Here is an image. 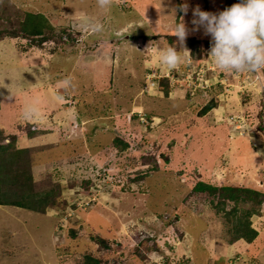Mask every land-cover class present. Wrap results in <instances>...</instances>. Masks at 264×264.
Wrapping results in <instances>:
<instances>
[{"label": "rangeland", "instance_id": "374dc122", "mask_svg": "<svg viewBox=\"0 0 264 264\" xmlns=\"http://www.w3.org/2000/svg\"><path fill=\"white\" fill-rule=\"evenodd\" d=\"M224 1L113 0L101 8L97 0H0V31L16 29L25 11L43 13L57 30L41 46L0 33V129L27 150L34 189L54 187L60 201L45 213L2 205L0 264H81L84 253L100 264H264V203L250 218L254 241L230 243L225 211L192 190L201 179L264 190V68L221 70L208 58L210 44L189 70L202 65L212 85L192 90L183 66L197 59L169 71L154 55L181 17L191 30L192 9L218 13ZM184 3L187 14L178 10ZM81 13L103 31L84 27ZM189 36L211 40L202 29ZM167 72L176 74L169 96L160 77L150 84ZM213 96L217 105L199 115ZM28 104L38 121L23 118ZM116 137L130 148L120 150Z\"/></svg>", "mask_w": 264, "mask_h": 264}, {"label": "trees", "instance_id": "16d2710c", "mask_svg": "<svg viewBox=\"0 0 264 264\" xmlns=\"http://www.w3.org/2000/svg\"><path fill=\"white\" fill-rule=\"evenodd\" d=\"M236 2L238 0H225L223 9ZM178 10L180 12L179 6ZM62 30L67 36V39H64L72 43L75 39L73 34L71 32H65L63 28ZM56 31L55 26L50 23L49 19L43 13L25 11L23 19L19 21L16 29L13 31L3 30L0 33L10 37L21 36L28 39L30 45L41 46L44 42L53 39ZM143 38L149 39L150 36L145 35ZM165 39L168 46H175L178 43L173 33H166ZM202 43L204 44L203 46H201ZM210 44L211 40L204 41L201 38L198 39L193 36H188L185 45L190 50L191 57L197 59V64L189 63L183 67L187 70L194 65L196 66V70L199 66L198 61L204 57L206 58V51ZM195 76L196 72H194L192 77L195 78ZM169 80L168 77H160L156 80L163 87V92L167 96L170 95ZM216 86L220 89L223 88L220 82H217ZM186 95L188 97L190 96V90H188ZM217 101L218 99H215L213 96L201 108L199 115H204L214 108L217 105ZM148 118H151L149 114ZM19 127L21 128V126ZM37 132L30 127L27 128L28 137L36 136ZM114 143L120 146V150L130 148L129 142L120 137L114 138ZM26 152V149L16 144L15 133H5L3 129H0V205L18 206L40 213L47 212L48 207L57 208L60 201L57 198L58 192L56 188H44L37 191L34 189L33 176L29 166L31 161L25 157ZM134 163L132 161V165ZM57 185L59 184L57 183ZM192 190L197 193L208 194L212 198V203H215V207L219 211H225L224 213L229 217V224L232 225L230 227L231 229L228 230L230 243L237 240H244L247 243H251L258 236L259 232L252 226L250 218L252 215H256L261 211V205L264 203V190L237 184L216 185L202 179L194 184ZM246 204L249 207L243 208ZM226 206H229L228 210H226ZM58 215L60 214L56 213L55 216ZM94 238L97 239L100 246L108 247V241L104 237L97 235ZM100 263V257L90 253H84L81 259V264Z\"/></svg>", "mask_w": 264, "mask_h": 264}, {"label": "clouds", "instance_id": "9594fccd", "mask_svg": "<svg viewBox=\"0 0 264 264\" xmlns=\"http://www.w3.org/2000/svg\"><path fill=\"white\" fill-rule=\"evenodd\" d=\"M97 3L101 8H110L113 0H97ZM179 8L187 14L189 5L184 3ZM192 15V29L181 17L173 33L178 43L160 48L154 54L158 67L176 70L191 56L185 45L190 32L202 29L204 35L211 38L208 58L217 68L233 72H255L264 68V0H238L218 13L204 11L197 5L192 9ZM78 20L94 33L103 31L102 24L90 21L83 13ZM69 84L70 81L64 82L65 87ZM22 116L32 122L38 121L41 113L35 105L28 104Z\"/></svg>", "mask_w": 264, "mask_h": 264}, {"label": "built area", "instance_id": "2783aa9c", "mask_svg": "<svg viewBox=\"0 0 264 264\" xmlns=\"http://www.w3.org/2000/svg\"><path fill=\"white\" fill-rule=\"evenodd\" d=\"M191 64V62H188L187 64ZM203 64V63H202ZM188 74L190 73V70L188 69ZM196 72V76H195V78H193L192 77V75L194 74V72L193 73H190V75H191V77H188L189 79H186V80H188V86H190V88L193 90L194 88H199V87H202V89H204V87L206 88V87H209V86H211L212 84H208V82H207V79L208 78H206L205 76H204V78H202L203 76L200 74V73H202L203 72V70H202V65L200 66V68L199 69H197V71H195ZM187 75V73H186V71L185 72H183L182 73V75ZM155 78V77H168L170 80H174V78L176 77V74H174V73H169V72H167L166 74H163V75H158L157 76V74L156 73H154V76H152V78ZM154 78H153V81L150 83V84H154ZM219 81H221V80H219ZM204 83V84H203ZM221 83V82H220ZM142 120H143V117L141 116L140 117ZM93 199V201H94V198H92ZM63 227H64V224H63V222L61 221L60 222V224L56 227V230H55V233L56 234H58V235H60L59 234V232H61V230L63 229Z\"/></svg>", "mask_w": 264, "mask_h": 264}, {"label": "crops", "instance_id": "0c3cea01", "mask_svg": "<svg viewBox=\"0 0 264 264\" xmlns=\"http://www.w3.org/2000/svg\"><path fill=\"white\" fill-rule=\"evenodd\" d=\"M5 206H12V205H5ZM5 206L0 205V209H1L2 207H5ZM233 243H234V242H233ZM247 244H250V243H247Z\"/></svg>", "mask_w": 264, "mask_h": 264}, {"label": "water", "instance_id": "95a60500", "mask_svg": "<svg viewBox=\"0 0 264 264\" xmlns=\"http://www.w3.org/2000/svg\"><path fill=\"white\" fill-rule=\"evenodd\" d=\"M125 37H127V36H125Z\"/></svg>", "mask_w": 264, "mask_h": 264}]
</instances>
